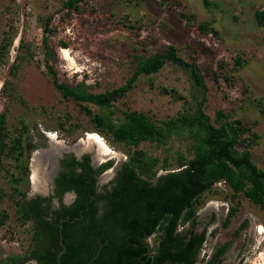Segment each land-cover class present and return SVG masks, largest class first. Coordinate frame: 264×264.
Masks as SVG:
<instances>
[{
  "label": "rangeland",
  "instance_id": "374dc122",
  "mask_svg": "<svg viewBox=\"0 0 264 264\" xmlns=\"http://www.w3.org/2000/svg\"><path fill=\"white\" fill-rule=\"evenodd\" d=\"M61 2L0 0V40L5 29L12 27L14 31L9 60L0 65V111L6 113L10 135L16 134L22 123L28 125L24 133L28 160H35L34 149L46 146L51 137L58 147V143H81L90 133L100 135L116 153L110 157L114 163L118 161L116 165L128 155V146L97 130L83 108L86 105L92 113L98 112L97 105L65 98L52 84L41 58L43 23L53 13L48 38L56 49L54 65L60 80L71 84L85 80L92 91H104L126 82L138 55L162 51L172 44L184 59L194 60L205 76V111L213 117L215 110L222 108L231 117L252 125L259 134L252 158L264 168V25L258 24L255 14L264 9V0H210L208 6L202 0H85L73 11L59 10ZM202 21H208L217 33L201 32L198 25ZM61 41L67 46L63 47ZM219 63L223 66L219 67ZM12 64L17 66L11 68ZM189 91L185 69L168 61L156 72L139 75L125 94L112 102V108L114 115L120 116L129 108L160 120L182 110ZM139 147L159 156L168 155L173 161L175 150L181 146L173 139L165 147L146 141ZM38 155L42 157L41 152ZM11 161V157H5L0 165V208L8 212L0 225V257L24 249L31 234V221L19 220L16 199L10 196L8 179L14 171ZM33 165L28 182L22 183L30 195L36 191ZM111 167L101 176V183L113 175ZM226 190L222 181L217 182L216 190L205 193L198 206L196 224L206 227L200 256L207 257L216 243L229 239L246 217L247 226L221 258L224 264L239 260L257 264V258L264 254V209L243 199L231 223L223 227L221 222L228 208L223 198ZM147 240L152 243L153 236Z\"/></svg>",
  "mask_w": 264,
  "mask_h": 264
},
{
  "label": "trees",
  "instance_id": "16d2710c",
  "mask_svg": "<svg viewBox=\"0 0 264 264\" xmlns=\"http://www.w3.org/2000/svg\"><path fill=\"white\" fill-rule=\"evenodd\" d=\"M84 1L62 0L59 10H78ZM202 1L207 6L210 4V0ZM255 14L258 24L264 25V9L256 10ZM181 15L191 17L184 12ZM53 16L48 14L43 23L41 58L52 84L65 98L97 105L98 112L92 113L86 105L83 108L97 130L112 141L128 146V155L117 166L115 175L99 186L97 176L112 166L114 160L109 158L93 167L88 154L81 160L71 154L64 158L63 168L56 177V194L60 198L65 190L73 189L74 201L52 207L51 196L37 195L27 200L22 183L29 180L24 142L28 125L22 123L21 129L10 135L6 113L0 111V165L3 166L5 157L12 158L14 171L8 179L12 187L10 196L16 199L19 220L31 221L28 245L2 255L0 264H31L32 261L57 264L61 219L66 245L61 264H224L221 255L247 226L248 218H243L231 237L216 243L205 257L200 253L206 227L197 229V209L205 193L216 190L219 181L227 186L223 193L228 201L221 222L223 227L231 223L243 199L264 209V168L252 158V147L259 134L252 130V125L239 117H231L222 108L216 109L213 117L205 111V76L194 60L184 59L172 44L162 51L138 55L136 67L126 82L104 91H92L91 84L85 80L75 84L60 80L54 65L56 49L48 38ZM198 28L204 33H217L208 21L200 22ZM13 39L12 27L5 29L0 40V65L9 60ZM61 45L66 47L67 43L61 41ZM168 61L183 67L189 79L190 97L184 108L160 120L129 108L122 110L120 116L114 115L112 102L124 95L139 75L156 72ZM236 62L240 63L239 58ZM15 66L12 64L11 68ZM173 139L181 146L175 150L173 161L168 155L159 156L139 147L144 141L165 147ZM76 165L80 170L75 169ZM159 169L165 171L160 173ZM7 217L8 212L0 208V225ZM185 224L186 227L179 228ZM149 236H153L152 243L147 240ZM148 250L152 251L150 257H147Z\"/></svg>",
  "mask_w": 264,
  "mask_h": 264
},
{
  "label": "flooded vegetation",
  "instance_id": "af4514ba",
  "mask_svg": "<svg viewBox=\"0 0 264 264\" xmlns=\"http://www.w3.org/2000/svg\"><path fill=\"white\" fill-rule=\"evenodd\" d=\"M52 139H50V140H53V141H51L53 144H55V148L57 147V143L55 142V140H54V137H51ZM78 144H80V141L78 142V143H76V144H72V145H61V143H58V145H60V146H68V147H70V150H65V149H63V150H61L59 153H54L53 152V150H49L50 149V143H49V141H47V145L46 146H40L39 148H35L34 150L35 151H37V153H36V155L39 153V151L40 150H42L43 151V153H42V157H41V155L39 156L40 157V159H39V157L37 158V156H36V159L35 160H33L32 161V163L34 162V161H37V165L40 167L42 164H43V166L45 167V170H46V173H44L43 174V180L45 181H43V183H45V184H43L42 182H41V184H40V187H38V188H36L35 186H34V188L36 189V191H35V193L33 194V195H30V194H28V193H26L25 194V199H27V200H30V199H32V198H34V197H36L37 195H39V196H51V203H52V207H57V206H59V204L62 202V203H64V204H66V205H68V204H70V203H72L73 201H74V199H75V197H76V192H75V190H73V189H69V190H65L62 194H61V196H60V198H59V196H57V194H56V190H57V188H58V185H57V180H56V177L59 175V173H60V171L62 170V162H63V160H64V158L65 157H69L71 154L75 157V159L76 160H81L82 159V156L84 155V154H88L89 155V157H90V164L94 167L95 165H93V163H92V160H91V153L90 152H84V153H82L80 156H78L76 153H75V150H80V149H77L76 147H78ZM51 147H52V145H51ZM53 149H55L54 147H52ZM38 149H40V150H38ZM94 149V148H93ZM31 151V150H30ZM29 151V152H30ZM33 153V152H32ZM34 156H35V154H34ZM94 158L96 159V160H98L99 159V155H97L96 153H95V151H94ZM30 160H31V158L29 159V171H30V169L32 168V163H31V168H30ZM43 161V162H42ZM42 162V163H41ZM40 163V164H39ZM34 166V168L36 167L35 165H33ZM117 166L118 165H116L115 167H114V173H113V175L111 176V178L115 175V172H116V168H117ZM75 169L78 171V170H80V167L78 166V165H76V167H75ZM104 172V171H103ZM102 172V173H103ZM101 173V174H102ZM30 173H28V179L30 178V175H29ZM101 174H99L98 176H97V180H96V183L100 186V185H102V184H104V183H101V181H100V178H101ZM40 175V174H39ZM110 178V179H111ZM109 179V180H110ZM31 180V179H30ZM33 180V179H32ZM41 181H42V179H41ZM108 182V181H107ZM106 182V183H107ZM34 185H35V183H34ZM203 228V226H201V227H198L197 226V229H199V230H201ZM148 253H147V257L149 256H151V254H152V251L151 250H148L147 251ZM143 261H146V258L145 259H143ZM34 263H35V261H34ZM36 264V263H35ZM152 264V263H151Z\"/></svg>",
  "mask_w": 264,
  "mask_h": 264
},
{
  "label": "bare ground",
  "instance_id": "6f19581e",
  "mask_svg": "<svg viewBox=\"0 0 264 264\" xmlns=\"http://www.w3.org/2000/svg\"><path fill=\"white\" fill-rule=\"evenodd\" d=\"M53 141V140H52ZM52 147L55 148V144L52 143ZM77 149H93L97 155H99V159L98 160H102L105 159L106 157H111L113 155H115L116 153L110 148V146L103 140V138L98 135L97 133H90L88 135L87 139H84L79 145L78 147H76ZM39 157V155L35 154V158L36 159ZM40 159V157H39ZM43 162V161H42ZM41 162V163H42ZM34 165L36 166L34 168V172H33V182L35 183V187L38 188L40 187L41 182L43 183V174L45 172V165L43 166V164L39 167L37 165V161L33 162ZM40 164V163H39ZM40 174V175H39ZM42 178V181H41ZM45 184V183H43Z\"/></svg>",
  "mask_w": 264,
  "mask_h": 264
},
{
  "label": "water",
  "instance_id": "95a60500",
  "mask_svg": "<svg viewBox=\"0 0 264 264\" xmlns=\"http://www.w3.org/2000/svg\"><path fill=\"white\" fill-rule=\"evenodd\" d=\"M51 145H52V142L50 141V149L49 150H53V152L54 153H59L61 150H63V149H65V150H70V147H68V146H58L57 148H55V149H53L52 147H51ZM43 153V151L42 150H40L39 151V153ZM84 152H90L91 153V160H92V163H93V165H98L99 163H101L102 162V160H96L95 158H94V149H89V148H87V149H80V150H75V153L78 155V156H80L82 153H84ZM108 158H110V157H106L105 159H104V161L105 160H107ZM118 162V161H117ZM117 162H115L113 165H112V167H111V171H113L114 172V167L116 166V164H117ZM31 163H32V157H31V160H30V168H31ZM107 170V169H106ZM104 171L100 176H103L104 174H106V172H108V171ZM44 173H46V170H45V172ZM59 242H60V244H61V249L57 252V255H56V261H57V264H61V255H62V253L65 251V249H66V245H65V242L63 241V234H62V219L60 220V222H59Z\"/></svg>",
  "mask_w": 264,
  "mask_h": 264
},
{
  "label": "built area",
  "instance_id": "2783aa9c",
  "mask_svg": "<svg viewBox=\"0 0 264 264\" xmlns=\"http://www.w3.org/2000/svg\"><path fill=\"white\" fill-rule=\"evenodd\" d=\"M257 264H264V254L257 258Z\"/></svg>",
  "mask_w": 264,
  "mask_h": 264
}]
</instances>
